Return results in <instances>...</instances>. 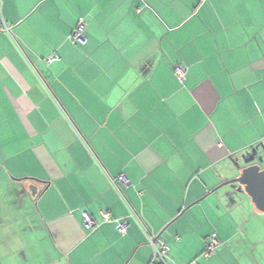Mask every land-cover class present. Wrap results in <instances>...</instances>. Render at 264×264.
<instances>
[{"label":"crops","instance_id":"crops-1","mask_svg":"<svg viewBox=\"0 0 264 264\" xmlns=\"http://www.w3.org/2000/svg\"><path fill=\"white\" fill-rule=\"evenodd\" d=\"M1 4L0 264H151L150 235L171 247L163 264H259L264 214L234 205L243 188L188 208L264 169V0ZM81 18L84 46L69 40Z\"/></svg>","mask_w":264,"mask_h":264},{"label":"built area","instance_id":"built-area-1","mask_svg":"<svg viewBox=\"0 0 264 264\" xmlns=\"http://www.w3.org/2000/svg\"><path fill=\"white\" fill-rule=\"evenodd\" d=\"M1 5L2 4L0 0V31L11 35V27L7 24L2 15ZM87 27V21L84 18H81L72 33L69 35V40L75 45H86L88 42L85 35ZM57 60H59V57L56 55H52L47 59V62L53 63ZM174 72L178 80L181 83H184V81L186 80L187 68L182 65H177L174 67ZM121 179L124 181L125 186L129 185V182L125 179L124 176H121ZM103 218L105 222L115 223L119 233L125 234L127 232L128 225L124 220L113 218L107 212L103 213ZM85 225L90 228L98 227V224L94 222L91 218H89L87 215H85ZM149 244L153 247L155 257V260H153L151 264H163L171 251V247L169 246L167 241L159 235H150ZM222 245L223 244L219 239L218 233L214 232L207 239L206 247L201 254V258H203L204 260H209L213 255L217 253V251L222 247ZM190 264L199 263L197 261H193Z\"/></svg>","mask_w":264,"mask_h":264},{"label":"water","instance_id":"water-1","mask_svg":"<svg viewBox=\"0 0 264 264\" xmlns=\"http://www.w3.org/2000/svg\"><path fill=\"white\" fill-rule=\"evenodd\" d=\"M233 185L243 188V191L235 190L233 192L232 197L234 205L239 204L246 208L247 205L243 202L246 196L251 199L255 208L264 214V169L259 165H253L243 169L237 178L223 182L188 209L195 205H200L209 195Z\"/></svg>","mask_w":264,"mask_h":264},{"label":"rangeland","instance_id":"rangeland-1","mask_svg":"<svg viewBox=\"0 0 264 264\" xmlns=\"http://www.w3.org/2000/svg\"><path fill=\"white\" fill-rule=\"evenodd\" d=\"M218 192H225L224 188L219 190ZM222 194V193H221ZM264 218V215H262ZM253 226L255 228V233L251 236V241L254 243V238H258L259 240L264 238V223L260 222L259 220H256L255 223L253 222ZM40 232H33L32 235H38L39 236ZM243 236L246 238V235L243 234ZM257 245V244H256ZM252 246V244H251ZM258 249L255 251L257 260H259V264H264V242L258 245ZM0 252H3V250H0Z\"/></svg>","mask_w":264,"mask_h":264}]
</instances>
